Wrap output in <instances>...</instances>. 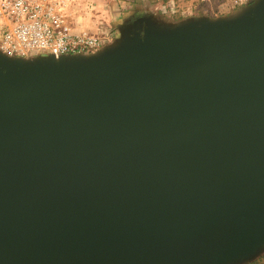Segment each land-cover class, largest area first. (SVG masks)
Instances as JSON below:
<instances>
[{"label":"water","instance_id":"obj_1","mask_svg":"<svg viewBox=\"0 0 264 264\" xmlns=\"http://www.w3.org/2000/svg\"><path fill=\"white\" fill-rule=\"evenodd\" d=\"M87 56L0 52V264H244L264 252V0L144 13Z\"/></svg>","mask_w":264,"mask_h":264},{"label":"built area","instance_id":"obj_2","mask_svg":"<svg viewBox=\"0 0 264 264\" xmlns=\"http://www.w3.org/2000/svg\"><path fill=\"white\" fill-rule=\"evenodd\" d=\"M251 0H231L242 7ZM106 40L69 24L67 15L47 0H0V52L11 58L87 55Z\"/></svg>","mask_w":264,"mask_h":264},{"label":"rangeland","instance_id":"obj_3","mask_svg":"<svg viewBox=\"0 0 264 264\" xmlns=\"http://www.w3.org/2000/svg\"><path fill=\"white\" fill-rule=\"evenodd\" d=\"M49 2H54L56 6H58L63 13L67 15V19L70 25L74 27L76 23L81 24V20H84L85 24L88 26V29H91L89 32L93 33L96 31L91 25L93 20H98L103 24V29H106L107 36L111 38L110 44H112L118 38V28L124 24L126 21L138 16L142 15V10H145L147 14L152 15L157 21L168 23V24H176L188 19H198V18H208V19H217L222 17H228L234 15L239 12L243 8L250 5L254 0H251L247 5L242 7H232L231 0H177L174 5L170 4V7L161 3H156V0H146L144 2H140V8L135 10L132 7L131 15L125 16L124 19L118 23L115 28L114 24L108 22V18L106 17L107 9H100L98 6V0L94 2L89 1V5L87 2L83 0H47ZM181 2L184 4L181 5ZM85 5L88 8L84 7ZM170 8V9H169ZM138 12V13H137ZM107 19V20H106ZM79 20V22H78ZM113 24V26H112ZM111 26V27H110ZM76 28V27H74ZM104 34H100L103 38ZM116 36V37H114ZM109 44V45H110ZM102 49V48H100ZM98 50L92 51L87 55H92L96 53ZM81 55V56H87ZM77 56V55H74ZM38 57V56H37ZM67 56H62L60 58H64ZM254 262H258V264H264V252L259 254L253 260L244 263V264H252Z\"/></svg>","mask_w":264,"mask_h":264},{"label":"crops","instance_id":"obj_4","mask_svg":"<svg viewBox=\"0 0 264 264\" xmlns=\"http://www.w3.org/2000/svg\"><path fill=\"white\" fill-rule=\"evenodd\" d=\"M86 1L87 5H89V1L94 2L95 0H83L82 2ZM146 0H98V6L101 10L102 9H107L106 11V17L108 18V22H111L115 25H117L118 23L121 22L122 19H124L125 16L131 15L132 12V7L135 8V10L138 9V6L140 8V2H144ZM156 3H161L163 5H166L167 7H170V4L174 5V3L177 2V0H156ZM85 5L84 7L88 8V6ZM181 5L184 6V4L181 2ZM170 9V8H169ZM143 14L146 13L145 10H142ZM138 13V12H137ZM142 14V15H143ZM141 15V14H140ZM138 15V16H140ZM137 17V16H136ZM81 24L76 23V25H74V27H76L77 30H86V31H90L91 29H88V26L85 24L84 20H81ZM79 22V20H78ZM91 26L96 30L93 31V34H97L98 36H100V34H104L103 38L106 40L104 46L102 48H104L105 46L109 45L111 38H109L106 34H107V30L104 29L102 30L103 24L98 21V20H93L91 22ZM112 24V26H113ZM111 27V26H110ZM116 28V26H115ZM117 29V28H116ZM101 37V36H100ZM116 37V36H114ZM102 38V37H101Z\"/></svg>","mask_w":264,"mask_h":264},{"label":"trees","instance_id":"obj_5","mask_svg":"<svg viewBox=\"0 0 264 264\" xmlns=\"http://www.w3.org/2000/svg\"><path fill=\"white\" fill-rule=\"evenodd\" d=\"M252 264H258V262H254V263H252Z\"/></svg>","mask_w":264,"mask_h":264}]
</instances>
